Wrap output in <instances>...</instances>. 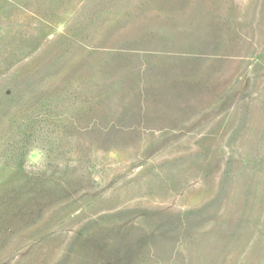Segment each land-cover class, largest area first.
<instances>
[{
  "label": "rangeland",
  "instance_id": "1",
  "mask_svg": "<svg viewBox=\"0 0 264 264\" xmlns=\"http://www.w3.org/2000/svg\"><path fill=\"white\" fill-rule=\"evenodd\" d=\"M0 264H264V0H0Z\"/></svg>",
  "mask_w": 264,
  "mask_h": 264
},
{
  "label": "crops",
  "instance_id": "2",
  "mask_svg": "<svg viewBox=\"0 0 264 264\" xmlns=\"http://www.w3.org/2000/svg\"><path fill=\"white\" fill-rule=\"evenodd\" d=\"M173 95H171L170 106L167 105L168 110L164 112L163 117L171 119L174 123L181 122V119L185 116L184 114V98L181 96V89L179 87H175L173 89ZM157 97V96H156ZM159 98H156V103H159ZM184 106V107H183ZM183 108V109H182Z\"/></svg>",
  "mask_w": 264,
  "mask_h": 264
}]
</instances>
